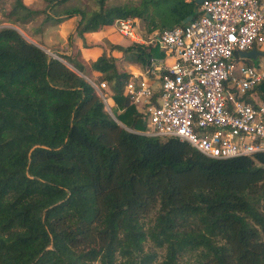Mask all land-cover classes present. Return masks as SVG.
Instances as JSON below:
<instances>
[{"label":"trees","instance_id":"trees-1","mask_svg":"<svg viewBox=\"0 0 264 264\" xmlns=\"http://www.w3.org/2000/svg\"><path fill=\"white\" fill-rule=\"evenodd\" d=\"M43 1L13 0L0 26V264H264V152L211 158L143 133L144 113L124 93L135 76L113 52L141 65L162 52L110 44L87 63L15 26L76 16L71 44L118 17L143 18L148 33L183 25L198 4ZM91 81L109 85L111 112ZM251 92L264 100V81Z\"/></svg>","mask_w":264,"mask_h":264},{"label":"built area","instance_id":"built-area-1","mask_svg":"<svg viewBox=\"0 0 264 264\" xmlns=\"http://www.w3.org/2000/svg\"><path fill=\"white\" fill-rule=\"evenodd\" d=\"M112 26L132 44L164 54L124 83L144 113V134L176 137L211 158L264 152V100L251 92L264 81V63L239 55L264 48V0H202L193 19L145 37L134 17ZM91 83L98 92L106 86Z\"/></svg>","mask_w":264,"mask_h":264},{"label":"rangeland","instance_id":"rangeland-1","mask_svg":"<svg viewBox=\"0 0 264 264\" xmlns=\"http://www.w3.org/2000/svg\"><path fill=\"white\" fill-rule=\"evenodd\" d=\"M24 2L29 5L32 8H37V9H43L45 8L46 4L43 0H24ZM142 0H107V5L108 6H116V5H127V6H140ZM13 3V0H3V5L2 1L0 2V6H2V9H0V21H3L1 25H9V22L4 21L6 19V12L9 10ZM66 4L69 5H77V6H83L87 10H93L97 8V3L96 0H69L67 1ZM163 5V4H162ZM44 14L40 13L34 16L33 19L28 20L24 24H20V26L15 25L20 32L30 41L37 42L39 44H42L43 40L37 39V37H42L44 34V37L48 38L46 40L50 41L52 44L48 46V48H44L46 51H49L48 53H52V50H59L60 52L65 51V49L68 48L69 43H68V35L72 31L74 25L73 24H66L61 25L62 22L60 23H54V24H46L44 25L43 19H44ZM136 20V23L138 25V29L141 31V35L143 37L147 36V28L145 26L143 18L139 17H134ZM48 29V30H46ZM44 32V33H43ZM64 37V38H62ZM73 37H75L74 42L76 44H80L79 36L77 34H73ZM121 38V45L123 47H127L129 45H133L127 38L125 37H119ZM45 40V41H46ZM114 42H117L118 40L114 39ZM112 40V41H113ZM111 40H108L104 37H101V41L106 45V48H109L110 44H114ZM113 53H118L117 57L118 60L117 62L119 65L123 68H125L124 65L129 64L126 59V55L122 54V52H119L118 50H115ZM86 62V61H85ZM127 62V63H124ZM254 63H264V56H258L253 60ZM88 63V62H87ZM130 64L138 66L141 69H143V65L139 63H134L131 62ZM126 69V68H125ZM102 98L105 100L106 103V108L111 112L110 107L113 105L112 99L110 98L111 95V90L108 84H106L105 88H102L101 92H98ZM264 205V203H263Z\"/></svg>","mask_w":264,"mask_h":264},{"label":"crops","instance_id":"crops-1","mask_svg":"<svg viewBox=\"0 0 264 264\" xmlns=\"http://www.w3.org/2000/svg\"><path fill=\"white\" fill-rule=\"evenodd\" d=\"M77 19L78 18L76 16L68 18V19L62 21L61 25H64V26L66 24L67 25L68 24L74 25L77 22ZM46 30H48V29H46ZM45 35H47V34H44L42 37H37V39L43 40V42H41L42 44L35 42L36 44H38L42 48H48V46L52 44L50 41L46 40L48 38L44 37ZM101 37H104V38L111 40V41L114 38L118 41L114 42V40H113L112 42L114 44H120L121 45V43H120L121 38H119V37H122V36L114 29V27L112 25H110V26H106L103 29H94L90 32L84 33L82 38L79 37V40H80L79 45L74 42L75 37H72V43L69 44L68 48L65 49V51H63V52L64 53L77 54V56L80 59L89 63L90 61L95 60L97 58V56L100 55V53L103 51V49L108 50V48H106V45L103 42H100ZM62 38H64V37H62ZM83 41L85 42L86 45H90V46H87V47L83 46ZM258 49L261 51H264V48H258ZM113 54L115 56L118 55V53H113ZM248 62L254 63L253 60H251V59H249ZM124 63H127V62H124ZM124 66L131 73L137 74L138 72H140V68L138 66L132 65L130 63L126 64ZM90 74L96 75L97 72L96 71H90ZM144 80H146V79H144ZM255 97H257V99L261 100L258 97L257 93H255Z\"/></svg>","mask_w":264,"mask_h":264},{"label":"water","instance_id":"water-1","mask_svg":"<svg viewBox=\"0 0 264 264\" xmlns=\"http://www.w3.org/2000/svg\"><path fill=\"white\" fill-rule=\"evenodd\" d=\"M195 3L200 4L202 0H194ZM189 20V17H187L183 23L187 22ZM44 49V48H43ZM45 50V49H44ZM46 51V50H45ZM49 52V51H46ZM240 57L245 58V59H251L254 60L258 56H264V51L258 50L256 47H252L249 50L246 51H240L239 53ZM105 102V100H104Z\"/></svg>","mask_w":264,"mask_h":264}]
</instances>
